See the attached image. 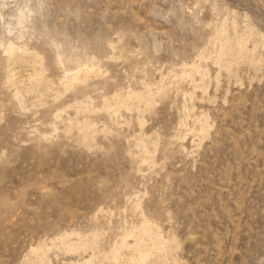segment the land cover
Here are the masks:
<instances>
[{
  "label": "rangeland",
  "instance_id": "374dc122",
  "mask_svg": "<svg viewBox=\"0 0 264 264\" xmlns=\"http://www.w3.org/2000/svg\"><path fill=\"white\" fill-rule=\"evenodd\" d=\"M136 238L135 264H264V0H0V264Z\"/></svg>",
  "mask_w": 264,
  "mask_h": 264
},
{
  "label": "bare ground",
  "instance_id": "6f19581e",
  "mask_svg": "<svg viewBox=\"0 0 264 264\" xmlns=\"http://www.w3.org/2000/svg\"><path fill=\"white\" fill-rule=\"evenodd\" d=\"M9 44H11V43H9ZM8 46V45H7ZM9 46H11V45H9ZM8 46V47H9ZM238 46H239V44H238ZM16 47H18V46H16ZM5 48V47H4ZM12 49H13V47H12ZM9 50H11V47H10V49ZM235 50V49H234ZM5 51H7L6 49H5ZM16 51H17V48H16ZM9 52V51H8ZM7 52V53H8ZM9 53H11V51L9 52ZM9 53L8 54H6L7 55V57H9L8 55H9ZM10 57H11V55H10ZM6 59V58H5ZM8 59V58H7ZM40 59V58H39ZM58 59H59V61L60 62H62L63 61V58H61V56L59 55L58 56ZM41 61V60H40ZM37 62V61H36ZM81 62V61H80ZM78 63V62H76V65L74 64V66L75 67H73L72 66V68H70V67H68V68H64L65 69V73L63 74L64 76V78L66 79V83L67 84H69V83H71L72 82V80L73 81H78V84H79V81H81L82 82V80L86 77V76H88L90 73H96L97 71H99L100 69H99V67L97 66V65H95L94 63H91V62H89L90 64H87L86 62L85 63ZM12 64V63H11ZM9 65V64H8ZM12 65H14V64H12ZM10 71V70H9ZM8 71V72H9ZM19 72V71H18ZM43 73V72H42ZM8 74V73H7ZM32 74V73H31ZM36 74V73H35ZM13 75H14V72H13ZM41 75V74H40ZM95 75V74H94ZM15 78V77H14ZM19 78V77H18ZM43 78H44V75H43ZM11 79H12V77H11ZM29 79V78H28ZM60 80V79H59ZM50 81V80H49ZM16 82H17V80H16ZM19 82V81H18ZM62 82H63V80H62ZM15 83V82H14ZM15 84H17V83H15ZM41 84V83H40ZM40 84H39V86H40ZM62 84V83H61ZM73 84V83H72ZM74 84H76V83H74ZM77 84V85H78ZM58 85V84H57ZM76 85V86H77ZM74 86V85H73ZM73 86H72V89H73ZM63 87H64V85H63ZM78 87V86H77ZM11 88V87H10ZM66 88V87H65ZM76 88V87H75ZM131 91H133V90H131ZM124 92V91H123ZM126 92V91H125ZM134 93V92H133ZM127 95V94H126ZM136 96H138V95H136ZM17 97V96H16ZM139 97V96H138ZM141 122V121H140ZM95 124V122H93V125ZM92 125V126H93ZM94 126H96V124L94 125ZM202 130V129H201ZM89 131H91V129L89 130ZM99 131V130H98ZM91 133L93 134V132L91 131ZM88 134H90V133H88ZM95 135V134H94ZM91 136V135H90ZM93 136V135H92ZM85 137V136H84ZM90 139H91V137H89ZM87 139V138H86ZM145 153V152H144ZM147 157V156H146ZM144 158V157H143ZM142 158V159H143ZM145 217V216H144ZM148 220V219H147ZM151 222V221H150ZM150 222H149V224H150ZM146 224L148 223V221L147 222H145ZM151 223H154V222H151ZM145 224V225H146ZM148 224V225H149ZM144 225V226H145ZM152 227V226H151ZM154 228H155V224H154ZM143 229V228H142ZM143 230H145V229H143ZM152 230H153V227H152ZM146 231V230H145ZM151 231V230H150ZM124 232V231H123ZM126 232V231H125ZM156 231L154 230V233H155ZM147 233H149V232H147ZM160 233V232H159ZM158 233V234H159ZM157 234V233H156ZM157 234V235H158ZM99 235L100 234H98L97 232L91 237V241L94 243V245H95V249L94 250H91L92 251V256H94L95 254H96V252H99L100 251V247H99ZM144 235H146L145 233H144ZM152 235V234H151ZM61 236V235H60ZM128 236V235H127ZM66 237H68V239H69V235H64L63 237H61V239H64V238H66ZM122 237H126V236H122ZM146 238H147V235L145 236ZM149 237V236H148ZM160 237V236H159ZM79 238V237H78ZM162 240L164 239L163 237H160ZM159 239V238H158ZM160 239V240H161ZM66 240V242H67V239H65ZM152 240V239H151ZM87 241V240H86ZM148 241H150V240H148ZM90 242V241H89ZM88 242V243H89ZM162 242H164V240L162 241ZM116 243V242H115ZM161 243V242H160ZM126 244H127V242H126ZM153 244V242H151V245ZM81 245H83V246H85L86 245V242L84 241ZM80 245V246H81ZM156 245V244H155ZM154 245V246H155ZM157 245H160L159 243H157ZM163 245V244H162ZM38 246V245H37ZM161 246V245H160ZM115 247V245L113 246V248ZM150 247H152V246H150ZM150 247H149V245H148V242H146V240H142V239H140V238H136V239H134V242H130V243H128V252L127 253H125V254H122V253H120V252H117L115 249L114 250H112V255H110V256H112L111 258L112 259H114V261L116 262V264H135V263H137V262H141V263H143L144 262V260L146 259V257H147V255L149 254V252L152 250H150ZM84 248V247H83ZM158 249H159V246L157 247ZM157 248H156V250H157ZM162 248V247H161ZM33 251H37L39 254H41V255H43V252H42V250L41 249H39V248H31ZM108 250H109V248H108ZM109 252H111V251H109ZM107 253L108 252H106V256H107ZM46 256V255H45ZM41 257V256H40ZM150 257V256H149ZM108 258H110V257H108ZM88 259V258H87ZM107 259V258H106ZM106 259L104 260L105 262H106ZM103 260V259H102ZM110 261V260H109ZM140 263V264H141Z\"/></svg>",
  "mask_w": 264,
  "mask_h": 264
}]
</instances>
